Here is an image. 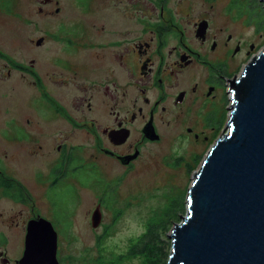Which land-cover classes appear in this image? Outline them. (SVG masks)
<instances>
[{"label":"flooded vegetation","instance_id":"1","mask_svg":"<svg viewBox=\"0 0 264 264\" xmlns=\"http://www.w3.org/2000/svg\"><path fill=\"white\" fill-rule=\"evenodd\" d=\"M63 2L35 6L58 19L51 37L62 51L42 52L48 34L30 39L34 55L0 50V219L5 225L4 203L19 205L7 226L22 232L21 251L34 219L50 221L59 243L77 189L132 183L168 131L193 146L197 162L223 127L242 60L262 40L256 25V41L232 27L231 0L195 9L191 0H68L62 15ZM6 256L0 250V264L12 262Z\"/></svg>","mask_w":264,"mask_h":264},{"label":"water","instance_id":"2","mask_svg":"<svg viewBox=\"0 0 264 264\" xmlns=\"http://www.w3.org/2000/svg\"><path fill=\"white\" fill-rule=\"evenodd\" d=\"M231 91L228 130L194 172L187 212L169 231L166 264H264V46ZM100 219L98 206L92 226ZM57 241L50 221H30L18 264H60Z\"/></svg>","mask_w":264,"mask_h":264},{"label":"rangeland","instance_id":"3","mask_svg":"<svg viewBox=\"0 0 264 264\" xmlns=\"http://www.w3.org/2000/svg\"><path fill=\"white\" fill-rule=\"evenodd\" d=\"M198 1L191 0L194 9L199 6ZM225 2L226 0H218L219 6H222ZM8 3L9 6H6L4 1H0V50L17 53L21 49H25L26 55L31 56L34 55L35 49L30 39H39V36L48 34L49 36H44L46 47L42 52L46 56H50L62 51L61 42L51 37L52 31L57 27L58 19L56 17L41 18L35 12L37 0H8ZM69 4L68 0H64L62 15L67 14L66 10H71L68 8ZM230 5L235 7L237 13L236 18L238 20L232 22V27H237L234 28L237 30L236 32L241 31L244 37L256 41L258 37L255 32L256 25L262 35V40L260 38V43L256 46L252 55L242 60L243 63L235 76L238 77L245 64L264 46V0H231ZM189 18H192V15ZM227 97V117L220 120L221 124L224 123L223 127L231 114V91H229ZM220 123L215 122L214 126ZM221 130L216 139L220 136ZM227 130L226 124L222 133L227 132ZM166 137L168 141L165 145L155 144L153 146L154 149L151 151L154 154L152 157L154 160L150 161L142 172L135 176L136 178H133L132 183V179H130L122 186L111 188V190H103L104 183H96L88 189H77L71 201L73 218L69 233L66 236L59 237L57 255L63 263L68 262L67 258L69 256L81 257L85 255L84 257L90 260L91 257L97 255L100 245L103 246L108 257H111L112 253L124 252L131 240L139 237L146 230L147 223L152 220L155 223L153 227L156 228L157 226L160 240L162 243L164 241L163 245L168 258L171 248L169 231L174 223L181 220L180 216L186 214L187 197L194 172L198 171L201 162L216 139L211 142L206 151L200 153V159L196 164V160L193 158V146L188 142L171 138L170 131H168ZM178 154L184 155L185 158L179 161L174 160L173 157ZM168 155H170L169 164H164L162 158ZM155 162L156 165L152 164ZM145 169L148 170L145 171ZM97 195L101 196L100 200L102 201L99 223L101 226L94 230L91 226V219H88V211L91 213L96 205ZM3 201L0 198V203ZM182 203L184 209L181 212ZM3 206L6 208L8 218L3 226L2 219H0V230H3L6 234L0 236V250H5L6 257L12 260L9 264H18L14 262V259L21 256V253L23 254V250L21 251V248H23L22 232L16 227H8L7 223L11 221L9 214H14V210L19 205L4 203ZM56 216L62 219L66 217V213L59 210ZM102 234H105V237L103 244H100L98 243V237ZM162 243H160L161 247ZM166 261L163 264H166ZM124 264H143V262L140 257H136L127 260Z\"/></svg>","mask_w":264,"mask_h":264},{"label":"trees","instance_id":"4","mask_svg":"<svg viewBox=\"0 0 264 264\" xmlns=\"http://www.w3.org/2000/svg\"><path fill=\"white\" fill-rule=\"evenodd\" d=\"M198 162H196L197 164ZM184 209L183 203L181 204V212ZM181 218V216H180ZM154 221H149L146 226V230L131 240L130 244L127 246L126 251L119 253H112L111 257H108L104 251L103 246H99L97 255L90 258V260L85 255L81 257L69 256L68 262L63 263L60 260V264H124L127 260L131 258L140 257L143 264H163L167 260L166 251L164 248V241L159 238V233L156 228ZM105 234L99 235V242L103 244V239ZM162 243V247L160 245ZM169 247V243H168ZM169 255V254H168ZM165 256V258H164Z\"/></svg>","mask_w":264,"mask_h":264}]
</instances>
